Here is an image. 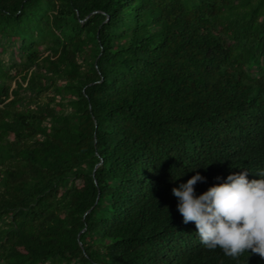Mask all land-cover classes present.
Returning a JSON list of instances; mask_svg holds the SVG:
<instances>
[{
    "label": "trees",
    "instance_id": "1",
    "mask_svg": "<svg viewBox=\"0 0 264 264\" xmlns=\"http://www.w3.org/2000/svg\"><path fill=\"white\" fill-rule=\"evenodd\" d=\"M242 171L264 179V0H0V264H264L172 194Z\"/></svg>",
    "mask_w": 264,
    "mask_h": 264
},
{
    "label": "clouds",
    "instance_id": "2",
    "mask_svg": "<svg viewBox=\"0 0 264 264\" xmlns=\"http://www.w3.org/2000/svg\"><path fill=\"white\" fill-rule=\"evenodd\" d=\"M247 176V171L229 175L225 183L197 196L194 186L205 182L197 173L172 194L183 223H195L207 250L219 248L232 259L245 252L264 259V179L249 181Z\"/></svg>",
    "mask_w": 264,
    "mask_h": 264
},
{
    "label": "rangeland",
    "instance_id": "3",
    "mask_svg": "<svg viewBox=\"0 0 264 264\" xmlns=\"http://www.w3.org/2000/svg\"><path fill=\"white\" fill-rule=\"evenodd\" d=\"M8 48V52L4 55L6 63L11 65L15 62H19L22 59V54L19 51L18 43H12Z\"/></svg>",
    "mask_w": 264,
    "mask_h": 264
},
{
    "label": "water",
    "instance_id": "4",
    "mask_svg": "<svg viewBox=\"0 0 264 264\" xmlns=\"http://www.w3.org/2000/svg\"><path fill=\"white\" fill-rule=\"evenodd\" d=\"M101 164H102V162L100 164H98L97 167L100 166Z\"/></svg>",
    "mask_w": 264,
    "mask_h": 264
}]
</instances>
